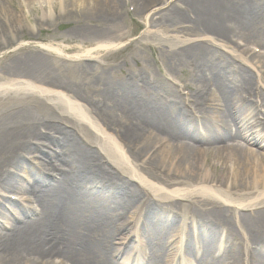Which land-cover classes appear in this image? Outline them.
Here are the masks:
<instances>
[{
    "label": "bare ground",
    "instance_id": "bare-ground-1",
    "mask_svg": "<svg viewBox=\"0 0 264 264\" xmlns=\"http://www.w3.org/2000/svg\"><path fill=\"white\" fill-rule=\"evenodd\" d=\"M11 1L0 0V264H264V56L232 46L264 43V0H131L147 20L138 44H166L170 70H191L190 105L145 69L121 81L86 64L125 39L128 0H21L17 12ZM35 4L40 25L70 21V39L96 44L68 59L84 82L59 72L65 44L23 48ZM28 186L33 206L17 207L39 218H4Z\"/></svg>",
    "mask_w": 264,
    "mask_h": 264
},
{
    "label": "rangeland",
    "instance_id": "rangeland-1",
    "mask_svg": "<svg viewBox=\"0 0 264 264\" xmlns=\"http://www.w3.org/2000/svg\"><path fill=\"white\" fill-rule=\"evenodd\" d=\"M157 1V0H155ZM41 1L40 3H42ZM26 5L25 2L21 0H12L10 6L12 10L19 11V7L21 4ZM170 3V1H169ZM123 16H122V30L125 35V39L117 42V44L121 43L120 46L116 49H108V50H100V51H94V52H100L99 54L95 53L93 57V61L86 62L87 65L91 64L94 65L96 68H115V74L114 77L117 80H123V78H126L127 75H129L131 72H139L140 70H147L150 75V79L154 83H159L163 85L164 87L174 90V92L181 93L183 96L181 98H171V100H178V102L190 105V103L187 100L186 95H188V89L185 87L192 86L194 82L193 81V75L191 73V70H189L186 67H175L172 70H170V67L168 65L167 60V54H168V48L166 44H162L159 42H155L152 40H149L147 42H142L139 45L138 43L143 38V36L146 34L148 27H147V20L145 16H141L137 12L136 5L131 2V0H128L126 3L123 2ZM36 7V9H35ZM38 6L35 4V6L31 7L30 15H31V23L29 21V25L33 24L34 26V32L30 31L29 27H23L22 29V40L25 41L24 43V49L27 50H40L41 44L42 45H49V44H65V49L67 56L64 57L67 60H62L59 62L60 70L59 72L62 74V76L68 80V81H78V82H84L79 77L78 74V63L77 62H70L68 59L71 57L76 56L79 53L86 52L89 49H95L96 44L91 45L90 43H84L79 40H72L70 39L67 34L69 31L73 28V26L68 25L70 21L67 20H58L59 23L54 24L52 27L50 26H44L37 23L39 18L42 15V12L38 10ZM159 9H162L164 13L168 10V7H159ZM28 9L26 10V12ZM23 14V13H22ZM153 14L149 15V18H151ZM34 20V21H33ZM2 27V26H0ZM55 38H57L55 41ZM237 44L240 45H232L233 48L238 53H245L248 50H255V54L258 56H264V47L260 46V44L264 43H258L259 46L248 45L246 46L242 42H238ZM5 55V52H2L0 54V59H2ZM229 58H231L230 55H225ZM71 60V59H70ZM91 79V78H90ZM93 80V79H91ZM206 90V89H205ZM177 94H174L178 96ZM247 96V95H246ZM252 99V98H251ZM253 100V99H252ZM250 105L254 107L256 106L255 103H252L253 101L248 100ZM254 117V115H251ZM252 117V118H253ZM261 121V118H254V122L259 123ZM260 135L261 138L264 140V132L260 128ZM43 144H47V140L44 139L42 141ZM49 152H52V150L48 147H46ZM36 154H28L25 155L26 161H32L31 164H34V162H38V160H34L33 156ZM100 158H103L102 156ZM209 159H212L210 157ZM106 159H102L100 164L106 171H110L113 174H117V172L112 169L108 164H105ZM60 163H57L59 165ZM220 166L218 167V172L220 171ZM217 173H215V176H217ZM50 177H56V174L54 172H50ZM34 191V192H33ZM24 192V193H23ZM9 202H7L5 205L3 204L1 208L5 211V217L9 219H16L15 216H19L23 218L25 221H32L33 219L39 218V214L31 213L28 218H26L24 215V212L21 211L17 207V205L21 204L23 205V208L30 209V206H33L32 203L36 200V190L32 187L28 186L25 191H22L20 193H15V195H9ZM8 199V198H7ZM21 199V201H20ZM28 200V201H27ZM167 201H163L160 204L161 210L170 212V203ZM1 205V204H0ZM135 208V206H133ZM160 209V208H159ZM135 211V209H133ZM3 215H0V231L3 232H9L8 227L4 226L5 221L2 220ZM140 222V221H139ZM142 224V221H141ZM126 249V247H124ZM123 248V249H124ZM192 259V258H191ZM114 262H118L117 258H112ZM193 264H201L200 261H193Z\"/></svg>",
    "mask_w": 264,
    "mask_h": 264
}]
</instances>
